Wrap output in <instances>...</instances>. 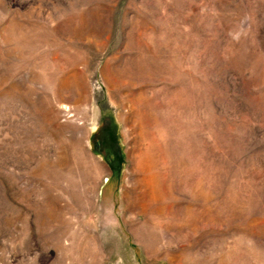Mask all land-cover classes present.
Here are the masks:
<instances>
[{"label":"rangeland","instance_id":"rangeland-1","mask_svg":"<svg viewBox=\"0 0 264 264\" xmlns=\"http://www.w3.org/2000/svg\"><path fill=\"white\" fill-rule=\"evenodd\" d=\"M0 264H264V0H0Z\"/></svg>","mask_w":264,"mask_h":264},{"label":"bare ground","instance_id":"bare-ground-1","mask_svg":"<svg viewBox=\"0 0 264 264\" xmlns=\"http://www.w3.org/2000/svg\"><path fill=\"white\" fill-rule=\"evenodd\" d=\"M161 137H165L164 134H161L159 138L155 137L147 150L140 152V158L137 160L136 165L141 176L135 183L144 190L140 195L143 198V200L140 199V202L145 200L147 204L152 203L153 205L165 200L169 191H171L168 181L173 178V170L177 165L176 163L173 167H168L174 159H172V156L169 157L166 145L163 143L166 138L160 140ZM160 207L162 208V206ZM160 207L154 208L159 209Z\"/></svg>","mask_w":264,"mask_h":264}]
</instances>
